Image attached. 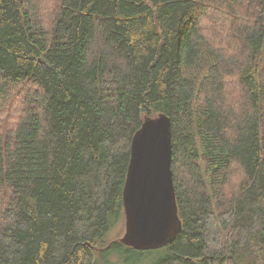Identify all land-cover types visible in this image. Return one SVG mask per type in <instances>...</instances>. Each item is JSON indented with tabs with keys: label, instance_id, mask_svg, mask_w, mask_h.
Returning <instances> with one entry per match:
<instances>
[{
	"label": "trees",
	"instance_id": "trees-1",
	"mask_svg": "<svg viewBox=\"0 0 264 264\" xmlns=\"http://www.w3.org/2000/svg\"><path fill=\"white\" fill-rule=\"evenodd\" d=\"M55 2L0 0V264H264V0ZM229 15L226 54L201 26ZM160 113L181 226L139 250L109 234Z\"/></svg>",
	"mask_w": 264,
	"mask_h": 264
},
{
	"label": "water",
	"instance_id": "water-1",
	"mask_svg": "<svg viewBox=\"0 0 264 264\" xmlns=\"http://www.w3.org/2000/svg\"><path fill=\"white\" fill-rule=\"evenodd\" d=\"M170 119L146 116L132 136L123 187L125 231L119 240L139 250L171 242L180 230L171 169Z\"/></svg>",
	"mask_w": 264,
	"mask_h": 264
},
{
	"label": "rangeland",
	"instance_id": "rangeland-1",
	"mask_svg": "<svg viewBox=\"0 0 264 264\" xmlns=\"http://www.w3.org/2000/svg\"><path fill=\"white\" fill-rule=\"evenodd\" d=\"M54 3L56 4V0H53ZM239 16V15H237ZM234 17L228 16L226 19H221L220 17L215 18L212 22H206L205 20L203 21V26H201L203 29L207 30L208 32H212L214 34L218 33L220 35V39L224 41L225 45L222 47L224 48L222 51L228 54L229 51H232V43H230L228 37H229V31L232 29V22ZM237 18L241 26H243V18L241 17H235ZM217 25V29H213L211 27H215ZM213 29V31L211 30ZM227 29V30H226ZM204 35V34H203ZM208 39L209 37L205 35ZM212 41V40H211ZM232 56V54L230 55ZM225 89V93L230 94L229 98L233 97L236 100L239 98V92H238V86L233 78L227 79L226 85L223 86ZM228 97V96H227ZM234 100V99H233ZM234 100L235 102H237ZM8 123H11L10 121H7ZM234 181L238 182L237 175L234 177ZM120 222L117 223V225L113 228L112 232L109 234V239H116L118 240L124 233L125 231V217L119 220ZM126 247V246H124ZM154 258H157L156 254H143V256L139 257L136 253L134 252H128V249H126L124 252H120V254L113 253L110 254L108 257H100L97 256L94 259V264H152L154 261Z\"/></svg>",
	"mask_w": 264,
	"mask_h": 264
}]
</instances>
